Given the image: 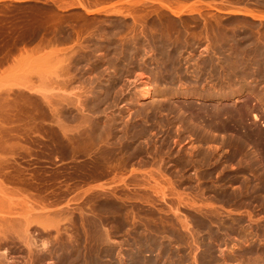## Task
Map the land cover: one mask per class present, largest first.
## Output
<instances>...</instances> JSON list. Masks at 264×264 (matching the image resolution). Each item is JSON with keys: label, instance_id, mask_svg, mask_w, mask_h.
<instances>
[{"label": "rangeland", "instance_id": "rangeland-1", "mask_svg": "<svg viewBox=\"0 0 264 264\" xmlns=\"http://www.w3.org/2000/svg\"><path fill=\"white\" fill-rule=\"evenodd\" d=\"M255 14L0 0V264H264Z\"/></svg>", "mask_w": 264, "mask_h": 264}, {"label": "bare ground", "instance_id": "bare-ground-1", "mask_svg": "<svg viewBox=\"0 0 264 264\" xmlns=\"http://www.w3.org/2000/svg\"><path fill=\"white\" fill-rule=\"evenodd\" d=\"M95 11V10H94ZM93 11V12H94ZM254 17H257V18H264V15H260V14H255V15H253ZM149 93H150V91L149 90H145V95L146 96H148L149 95ZM254 118L255 119H258L259 117H258V115L257 114H254ZM196 170V169H195ZM103 185V184H102ZM12 210V209H11ZM9 219V218H8ZM12 219V218H11ZM5 220V219H4ZM14 220V219H13ZM1 221V220H0ZM7 221H9V220H7ZM6 221V222H7ZM12 221V220H11Z\"/></svg>", "mask_w": 264, "mask_h": 264}]
</instances>
